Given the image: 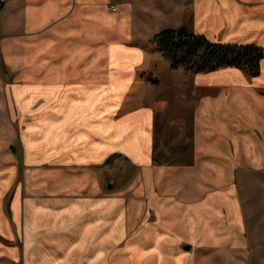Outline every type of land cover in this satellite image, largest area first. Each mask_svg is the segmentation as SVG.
Listing matches in <instances>:
<instances>
[{"label":"crops","instance_id":"1","mask_svg":"<svg viewBox=\"0 0 264 264\" xmlns=\"http://www.w3.org/2000/svg\"><path fill=\"white\" fill-rule=\"evenodd\" d=\"M0 8V34L14 37L0 41V54L8 100L16 97L19 107L24 165L39 190L35 204L51 193L62 198L48 206L54 211L66 209L70 200L62 201L69 197L88 198L93 206L107 196L101 187L107 160L120 156L112 166L134 173L116 191L125 200L122 211L144 203L153 225L119 232L142 236L126 241L125 252L108 264H264V58L255 78L234 68L192 74L171 70L161 54L157 60L143 48L159 32L185 27L210 42L264 51V0H194L192 23L184 0H7ZM91 18L99 26L113 20L114 34L101 42L91 37ZM48 27L50 34L27 38ZM92 41L107 47L96 70ZM158 65L168 69L174 105L160 98L159 81L140 77ZM174 108L191 124L184 163L155 154L157 132ZM5 168L0 264H41L25 259V243H14L22 224L26 233L28 196L7 193L17 167ZM118 210L110 216L116 217L111 231L122 219ZM63 246L47 248L68 250ZM97 248L106 250L101 243ZM58 252L53 263L63 258Z\"/></svg>","mask_w":264,"mask_h":264},{"label":"rangeland","instance_id":"2","mask_svg":"<svg viewBox=\"0 0 264 264\" xmlns=\"http://www.w3.org/2000/svg\"><path fill=\"white\" fill-rule=\"evenodd\" d=\"M184 4L186 7V21L188 23H192L194 0H184ZM257 4V2L250 3V5ZM91 21L92 25L94 24L95 27H92V34L90 36L97 38L96 40L99 42L104 41L106 38H108V36L114 34L113 20L103 19L100 22V26L98 25L99 22H97V24L93 22L94 18H91ZM80 23H82L81 17ZM58 25H60V22H58ZM50 29L51 28L48 27L43 28L42 30L37 29L29 31L27 32V38L34 41L35 38L40 37V35L50 34ZM13 38V36L9 37L8 35L4 36L2 33L0 34V41L3 39L7 40ZM148 43L144 44L143 48L149 47ZM90 45L89 51L92 54V57H94L92 59L91 67L92 70H96L97 68L103 67L104 65L103 57L107 47L103 46V44L95 45L93 41L90 43ZM33 47H35V44ZM40 48L42 47L40 46ZM144 50H148L152 55L158 57L157 60H159V57H161L159 55L160 53L152 48ZM2 61L3 60L1 56L0 169L12 164L16 165L17 171L14 173L13 182L7 193L9 195H24V193L27 194L28 198L26 200L28 201L26 212H28V215L30 216L27 218L26 233L24 234L25 229L22 224V228L16 235L14 243H25L26 247L30 248L29 251L25 252V259L28 260L29 258L37 257L41 259V264L55 263L52 262L54 261L52 259L54 257V253H57L58 250H49L47 247L51 246V244L56 246H68V250L64 248V250L58 252L61 255L60 257L63 258L55 264H68V262L71 260H73L75 264H84V260H87V263L91 262L90 264H108L111 259L116 257V255L120 253L123 254L125 252L124 249L120 250V247H122L126 241L129 242L136 237L142 236L139 234L130 233L127 235H122L119 232L123 231L125 227L133 226L132 230L137 232L141 226L153 225V219H151L153 216V211L149 210V208H146L144 203H139L136 205L130 203L128 208L125 211H122V206L125 203V200L121 198L116 191L121 185H123L127 177L134 175L133 169L124 168L123 165H116L115 167H113V165L109 168L107 167V173L105 176H103V181L101 184L102 190L104 193H107V196L106 198H101V200H99L93 206L90 205L88 198L69 197L63 199L62 201V203L65 204L66 200H70L66 203V209L60 212L56 210L54 211L48 206H51L53 200L61 201L62 198L60 200L57 198L58 196H53L51 193L47 194L49 198H44L41 204H35V197L38 196L39 190L34 184V177L31 176L32 172L29 174L24 165L22 155L23 148L21 144L22 140L17 133L19 127V107L16 97L13 98L14 101L8 100V98L11 97L8 93V80L6 79V74H4L6 67ZM167 71L168 69H165L164 71V69L162 67L160 68L158 65L156 68H154V73H141L140 77L151 81L152 79L159 81L161 84L160 88H158L160 98L166 101V103L174 105L175 92L170 90L168 84L169 81H166V76L168 74L166 73ZM94 76L95 75H92V79ZM95 78H97V76H95ZM172 112L174 114H170L171 112L167 114L165 118L166 121L161 124V129L157 132V146L155 148V154L158 156V158H166V160L168 158V160L175 163H184L187 162L191 156V124L189 121H187L188 117L186 115H182L181 117L177 115V108L172 109ZM36 129H38V127H36ZM31 130H35V127L32 126ZM117 160H120V158ZM48 171L50 172V169ZM2 172H0V175H2ZM6 172L8 174L10 172L9 169ZM105 182L110 184V189L105 188ZM7 193L5 195H7ZM43 194H45V192L42 189V195ZM115 207L119 209L118 213L122 214V219L119 222V227L111 231L112 226L116 222V217L114 218L113 216L110 218V216L115 212L114 209L116 210ZM87 216H89V218L84 219V217ZM98 218L101 219V222ZM106 219H108V223L106 222ZM103 229H106L105 234H99L100 231L103 232ZM71 243H73V245H71ZM99 243L102 245L105 244L106 250L99 251L97 248ZM39 248H41V250H39ZM238 257L242 258L240 254L236 255L235 258ZM24 261L25 260L23 259L22 262L24 263Z\"/></svg>","mask_w":264,"mask_h":264},{"label":"trees","instance_id":"3","mask_svg":"<svg viewBox=\"0 0 264 264\" xmlns=\"http://www.w3.org/2000/svg\"><path fill=\"white\" fill-rule=\"evenodd\" d=\"M148 46L144 49L159 52L171 70L183 68L192 74L234 68L249 78H255L260 74V62L264 58L263 49L256 45L210 42L185 27L159 32Z\"/></svg>","mask_w":264,"mask_h":264},{"label":"built area","instance_id":"4","mask_svg":"<svg viewBox=\"0 0 264 264\" xmlns=\"http://www.w3.org/2000/svg\"><path fill=\"white\" fill-rule=\"evenodd\" d=\"M6 1L7 0H0V6H2ZM116 9H117L116 5H114V4H112L110 6V10L112 12H115ZM117 159H118V156H116V155L111 156L106 162V167H108V168L111 167Z\"/></svg>","mask_w":264,"mask_h":264},{"label":"water","instance_id":"5","mask_svg":"<svg viewBox=\"0 0 264 264\" xmlns=\"http://www.w3.org/2000/svg\"><path fill=\"white\" fill-rule=\"evenodd\" d=\"M108 188L110 187L109 185L107 186ZM186 250H188L189 248L188 247H185Z\"/></svg>","mask_w":264,"mask_h":264}]
</instances>
